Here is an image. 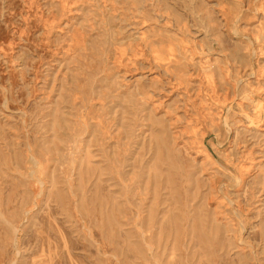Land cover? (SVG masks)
<instances>
[{
	"label": "rangeland",
	"instance_id": "1",
	"mask_svg": "<svg viewBox=\"0 0 264 264\" xmlns=\"http://www.w3.org/2000/svg\"><path fill=\"white\" fill-rule=\"evenodd\" d=\"M0 264H264V0H0Z\"/></svg>",
	"mask_w": 264,
	"mask_h": 264
}]
</instances>
